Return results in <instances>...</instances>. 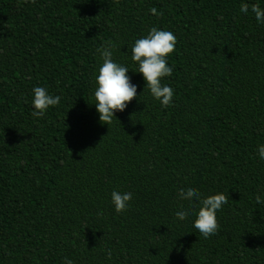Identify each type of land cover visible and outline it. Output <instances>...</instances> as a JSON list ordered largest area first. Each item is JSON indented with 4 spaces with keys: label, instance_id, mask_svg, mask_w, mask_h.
<instances>
[{
    "label": "trees",
    "instance_id": "obj_1",
    "mask_svg": "<svg viewBox=\"0 0 264 264\" xmlns=\"http://www.w3.org/2000/svg\"><path fill=\"white\" fill-rule=\"evenodd\" d=\"M252 4L264 9L0 0V264H264V23ZM153 27L177 37L167 108L132 60ZM106 41L138 86L110 130L94 103ZM37 86L61 98L43 117L32 115ZM189 187L228 196L209 238L194 228L200 201L179 196ZM114 190L132 193L127 211Z\"/></svg>",
    "mask_w": 264,
    "mask_h": 264
},
{
    "label": "clouds",
    "instance_id": "obj_2",
    "mask_svg": "<svg viewBox=\"0 0 264 264\" xmlns=\"http://www.w3.org/2000/svg\"><path fill=\"white\" fill-rule=\"evenodd\" d=\"M35 2V0H33ZM151 13H158L156 8L150 9ZM240 11L247 13L249 11L248 3H242ZM251 11L259 23H264V9L259 4H252ZM177 43V37L171 31L151 28L149 33L140 39H137L132 46V60L138 62V73H142L146 81V86L150 90L151 95L163 107L167 108L172 105L175 95L173 88L167 84H162V79L170 77L173 74V67L169 66L167 57L173 53ZM116 47L111 41H106L103 46L97 49L103 60V64L99 69V74L96 77L97 88L94 93L96 109L98 111L101 123L108 124L109 130L113 117H116L117 111H124L128 103L137 97V85L131 82V77L128 75L129 69L112 58V49ZM34 97L32 105L34 117H43L45 112L51 106H56L60 103V96L50 95L44 87L33 88ZM258 155L264 160V145L258 146ZM180 198L184 200H193L194 198L200 201V207L194 221V228L198 230L204 238L218 233L220 224L218 222L217 213L228 202V196L224 192H218L202 198V194L196 189L189 187L186 190H179ZM112 203L117 213H122L128 210L132 193H121L114 190L111 193ZM256 202L264 203L261 197L257 195ZM103 215L102 212L98 213ZM176 217L180 220H185L189 212L187 210L177 211ZM111 253L109 251V257ZM65 264H74L67 257L64 258Z\"/></svg>",
    "mask_w": 264,
    "mask_h": 264
}]
</instances>
